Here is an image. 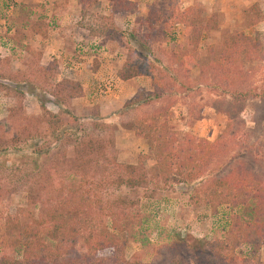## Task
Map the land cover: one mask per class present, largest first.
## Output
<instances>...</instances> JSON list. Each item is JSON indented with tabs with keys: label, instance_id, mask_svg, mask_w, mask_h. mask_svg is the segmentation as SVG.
<instances>
[{
	"label": "rangeland",
	"instance_id": "obj_1",
	"mask_svg": "<svg viewBox=\"0 0 264 264\" xmlns=\"http://www.w3.org/2000/svg\"><path fill=\"white\" fill-rule=\"evenodd\" d=\"M127 1L129 9L116 12L107 0H0V131L6 140L30 128L25 117L39 116L43 102L74 131L84 124L85 131H77L78 135L97 143L104 140L119 164L142 162L151 167L148 142L125 125L143 116L151 120L155 111L164 109L168 126L178 136L209 141L222 136L229 153L213 161L204 179L224 176L237 165L264 181V98L237 97L235 87L206 69L209 49L219 50L231 36L243 35L260 46L261 56L245 55L237 66L248 73L247 88L257 92L264 88V0ZM189 8L211 21L193 52L185 40L195 38H184L185 26L174 15ZM247 11L250 19H259L252 27L244 19ZM150 12L157 20L151 28L142 23ZM38 25L41 34H33L31 29ZM115 29L124 38L135 35L136 41L126 38L118 43ZM186 49L194 61L187 59L182 67L170 64V52ZM134 53L147 56L158 69L165 68L169 89L160 99H148L153 93L150 76L119 78L128 55L135 57ZM70 88L79 95L66 101ZM135 99L140 105L126 106ZM21 134V143H8L0 152V225L7 214L37 218L40 206L35 197L48 198L62 182L70 187L78 182L68 173L72 147L62 145L49 154L33 155L31 144H37V138ZM193 190V185L153 183L130 189L112 181L95 188L103 204L119 199L136 204L131 211L138 217L121 235L127 262L215 264L211 254L209 262L196 260L186 241L209 254L207 243L224 241L231 214L242 209L232 211L223 205L214 214ZM4 236L0 233V264H13L21 252L3 245ZM235 255L237 264H245L246 258L251 264H264V241L255 253L241 245Z\"/></svg>",
	"mask_w": 264,
	"mask_h": 264
},
{
	"label": "trees",
	"instance_id": "obj_2",
	"mask_svg": "<svg viewBox=\"0 0 264 264\" xmlns=\"http://www.w3.org/2000/svg\"><path fill=\"white\" fill-rule=\"evenodd\" d=\"M107 1L113 4L116 12L126 11L131 5L127 0ZM251 10L253 8L249 11ZM249 11L244 12V19L252 27L259 19H250ZM164 15L168 19V14ZM174 15L185 26L184 38L188 35L195 38L185 40L190 52L195 51L199 35L210 29L211 21L203 19L193 8ZM156 21L155 12H150L142 23L151 28ZM34 28L31 29L32 33L40 35L42 30L39 25ZM113 35L118 43L126 38L136 41L135 35L126 34L127 37L124 38V33L117 29ZM248 40L243 35H234L223 48L209 49L206 69L217 74L221 81L235 87L237 97L264 98V88L257 92L246 87L248 73L237 66L238 59L243 56H261L260 46L252 45ZM177 51L169 53L170 64L182 67L187 59L194 61L187 49ZM134 56L128 55L118 73L119 78L128 80L136 76H150L153 93L148 99H153V96L154 99H160L169 89L164 82L165 68L158 69L147 56L135 53ZM77 89H80L78 85ZM71 90L74 89L70 88V92L66 90V101L79 95ZM30 93L39 102L36 92L31 90ZM60 101L62 100L57 103L62 104L63 101ZM131 102L128 101L126 106L140 105L138 99ZM39 106V116L25 117L30 125L28 130L13 134L9 140L0 131V152L6 151L8 143H21V133L31 134L29 139L37 138V144H31L32 148L30 147L33 155L49 154L54 148L67 145L73 150V161H68V173H73L78 182L74 187L62 182L56 190L52 188L53 195L48 198L43 199L41 194L35 197L34 201L37 200L40 206L39 216L35 219L24 217V213L2 216L0 233L5 235L3 245L8 249L19 248L21 252L20 259L13 264H111L115 259V264H134L123 257L125 242L121 235L138 217L137 213L131 211L136 204L124 199L103 204L96 195L95 188L107 181H112L117 187L125 186L130 189L143 188L149 183L193 185L194 194L203 197L214 214L223 205H228L232 211L241 208L242 212L231 214L225 240L207 243L209 254L201 247L186 241L192 255L200 263L201 259L209 262L211 254L215 264H237L235 250L238 247L246 245L255 253L263 243L264 181L246 167L237 168V165L235 168L231 167L224 176L204 179L213 161L229 153V149L222 142V136L214 141L197 139L189 134L178 136L168 126L167 111L157 110L151 120L147 121L143 116L125 125L126 129L134 130L148 142L154 165L146 167L142 162L125 165L118 163L115 153L103 145L104 140H98L97 143L89 136L78 135L77 131H85L84 124H79V128L74 131L67 126L59 113L48 111L43 102ZM226 132L227 130L224 131ZM247 259L242 262L251 264Z\"/></svg>",
	"mask_w": 264,
	"mask_h": 264
}]
</instances>
